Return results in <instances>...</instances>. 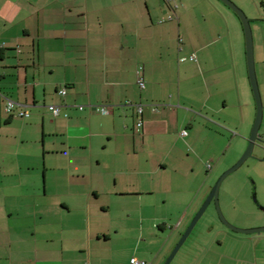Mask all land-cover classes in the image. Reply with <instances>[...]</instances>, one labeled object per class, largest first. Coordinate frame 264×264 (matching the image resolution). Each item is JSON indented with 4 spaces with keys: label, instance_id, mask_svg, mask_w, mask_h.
Wrapping results in <instances>:
<instances>
[{
    "label": "crops",
    "instance_id": "crops-1",
    "mask_svg": "<svg viewBox=\"0 0 264 264\" xmlns=\"http://www.w3.org/2000/svg\"><path fill=\"white\" fill-rule=\"evenodd\" d=\"M187 15L171 0H0V264H104L122 231L110 194L140 212L162 189L195 201L235 84L228 48L182 27ZM252 19L264 84V17ZM222 206L239 227L264 226V195L236 186ZM203 236L189 264H264V231L214 220Z\"/></svg>",
    "mask_w": 264,
    "mask_h": 264
},
{
    "label": "rangeland",
    "instance_id": "rangeland-1",
    "mask_svg": "<svg viewBox=\"0 0 264 264\" xmlns=\"http://www.w3.org/2000/svg\"><path fill=\"white\" fill-rule=\"evenodd\" d=\"M161 1L164 2V0ZM233 1L251 19L254 36L255 64L264 104V84L261 76L262 66L260 62L261 42L258 28L255 25L256 20L252 19L257 16L264 17V5L262 2H259L251 6L250 1L252 0ZM171 3L173 5L176 3L185 5L188 9V15L181 18L182 27H186L187 22H191L192 26H195L193 33L199 34L202 32L204 35H207V41L214 43L212 47L221 45L227 47L234 58H232V72L230 73L234 76L235 84L234 107L230 112L227 111L224 115H221L222 118L229 120L231 127L228 126V129L223 128V142L216 155L203 159L201 166L202 175L211 174L207 167L209 163L215 167V171L205 186L199 185V183L195 185L196 188L193 189L191 197L196 192L197 198L193 203L187 198L186 194H181V196L180 193L171 195L163 192L164 190L162 189L156 193L152 201L154 205L145 206L143 212H140L138 208L140 203L134 196H122L118 198L116 195L110 194L111 198L108 199L107 205L110 208L108 212L112 219V226L113 228L119 227L122 231L119 236H115L116 238H114L112 243L108 244L109 247L104 248L107 251V256H109V259L104 261V264H133L131 263L132 257L144 260L146 264H164L205 202L216 181L246 151L256 118L257 103L248 71L245 31L238 14L222 0H171ZM182 10L183 8L178 10L179 15L182 14ZM220 34L222 35L221 38L219 37ZM182 36H185L184 33H182ZM244 81L247 84L248 98L251 102L245 114L239 107L240 103L243 105L248 103V101H245L246 95L242 87ZM184 128L190 130L188 127ZM263 131L264 115L259 131V139L256 142L252 155L239 168L230 173L221 184L219 204L226 218L227 215L222 206V199L229 193H232L236 186H242L246 190L250 189L253 198L259 199L264 195ZM187 162L188 164H192L191 159H188ZM184 166H188L187 163ZM95 169L97 170L98 167H95ZM198 185L199 187H197ZM185 212L186 217L181 225L177 226L181 214ZM214 220L223 223L217 204L213 200L170 264H189L198 257L201 249L197 251L196 243L203 241V233L205 230H208ZM123 229L126 231H123Z\"/></svg>",
    "mask_w": 264,
    "mask_h": 264
},
{
    "label": "water",
    "instance_id": "water-1",
    "mask_svg": "<svg viewBox=\"0 0 264 264\" xmlns=\"http://www.w3.org/2000/svg\"><path fill=\"white\" fill-rule=\"evenodd\" d=\"M224 3L229 5L240 17L244 31H245V39H246V54H247V63H248V71L250 76V81L252 84L253 92L256 98L257 103V114L256 118L251 130V134L249 136V144L246 149V151L243 153L241 158L230 168H228L226 171L222 173V175L219 177V179L216 181L215 185L213 186L212 190L210 191L209 195L207 196L205 202L195 215V217L192 219L190 225L182 235L179 242L176 244L175 248L167 258L164 264H170L177 252L179 251L180 247L183 245L189 234L192 232L193 228L197 224L198 220L201 218V216L206 211L209 204L214 200L217 204L218 211L220 213L221 220L227 225L229 228L243 232V233H253V232H262L264 231V226L260 227H239L233 223H231L223 214L220 204H219V191L221 184L223 180L233 171H235L237 168H239L245 160L252 155L253 149L256 145L257 140L259 139V131L261 128V124L263 121V115H264V104L262 100L261 90L259 86L258 76H257V70H256V64H255V55H254V36H253V30L251 25V19L246 14V12L233 0H222Z\"/></svg>",
    "mask_w": 264,
    "mask_h": 264
},
{
    "label": "built area",
    "instance_id": "built-area-1",
    "mask_svg": "<svg viewBox=\"0 0 264 264\" xmlns=\"http://www.w3.org/2000/svg\"><path fill=\"white\" fill-rule=\"evenodd\" d=\"M139 83H140V85H141L142 87L145 86V81H144V79H143L142 76L139 77ZM60 92H62L63 94H65V93H66V88L63 87V88L60 90ZM17 104H18V103H17L16 101H14V100L8 98V99H7V104H6V109H7L8 111H13V110L16 108ZM79 108H80V109H83V108H84V105H80ZM98 110H100V111L103 112V113L108 112V110L106 109L105 105H100V106H98ZM138 112H139V115H141V114L143 113V107H142V105H140V106L138 107ZM54 113H55L56 115H58V114L60 113V108H59V107H55V108H54ZM20 114H21V115H25V114H28V113L22 111V112H20ZM142 123H143L142 118H139L138 124H139V125H142ZM187 133H188V131H187L186 129H184V130L182 131L181 134H182V135H186ZM208 165L210 166V163H209ZM131 262H132L133 264H146V262H145L144 260H140V259H137V258H135V257H132Z\"/></svg>",
    "mask_w": 264,
    "mask_h": 264
},
{
    "label": "trees",
    "instance_id": "trees-1",
    "mask_svg": "<svg viewBox=\"0 0 264 264\" xmlns=\"http://www.w3.org/2000/svg\"><path fill=\"white\" fill-rule=\"evenodd\" d=\"M262 4L264 5V2H262ZM210 166H211V164H210ZM210 166H209V167H210Z\"/></svg>",
    "mask_w": 264,
    "mask_h": 264
}]
</instances>
